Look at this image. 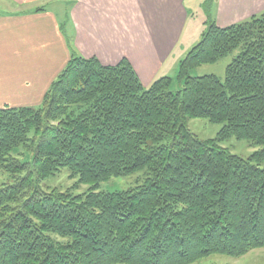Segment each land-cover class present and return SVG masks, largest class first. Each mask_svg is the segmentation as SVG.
<instances>
[{
	"label": "trees",
	"instance_id": "trees-1",
	"mask_svg": "<svg viewBox=\"0 0 264 264\" xmlns=\"http://www.w3.org/2000/svg\"><path fill=\"white\" fill-rule=\"evenodd\" d=\"M201 36L175 78L144 87L127 59L71 49L39 106H0V264H189L264 247V9L208 18ZM236 48L223 80L190 74ZM197 117L222 127L200 139ZM232 136L260 148L242 158L219 144ZM62 168L88 189L40 188ZM136 171L133 187L96 190Z\"/></svg>",
	"mask_w": 264,
	"mask_h": 264
},
{
	"label": "crops",
	"instance_id": "crops-1",
	"mask_svg": "<svg viewBox=\"0 0 264 264\" xmlns=\"http://www.w3.org/2000/svg\"><path fill=\"white\" fill-rule=\"evenodd\" d=\"M47 1L51 0H0V4L27 5L25 10L0 13L2 106L27 105L22 102L26 94L36 100L29 103L41 102L70 56L55 12L41 7ZM205 1L68 0L71 47L103 65L127 59L147 87L159 77L176 73L178 61L194 44L190 26L195 21L202 35L208 18L225 27L264 9V0H210L208 15ZM138 21L142 26L129 36L130 22Z\"/></svg>",
	"mask_w": 264,
	"mask_h": 264
},
{
	"label": "rangeland",
	"instance_id": "rangeland-1",
	"mask_svg": "<svg viewBox=\"0 0 264 264\" xmlns=\"http://www.w3.org/2000/svg\"><path fill=\"white\" fill-rule=\"evenodd\" d=\"M67 1L68 0H55L54 2H52L51 0L50 2L47 1L48 3L42 4L41 7L42 8L49 7L51 11L55 12L56 19L57 21L60 22V31L64 35V37H67V39L65 38V41L66 43L70 44V50L71 49L74 50L71 47L72 46L71 39L69 38L70 33H71L70 31L71 26L68 21L69 18H68ZM22 4H25V3H22ZM22 4H7V3L0 4V13L25 10L26 7L24 6H27V5H22ZM201 12L202 11H200V15H201ZM200 15L196 17L197 20L200 19ZM126 21L128 20H125V22ZM128 26L129 24L128 22H126V27ZM141 26L142 24L139 21L136 23L130 22V27L127 28L128 30H130L129 36H133L134 33L136 34V31ZM188 27L189 26H187V28ZM197 27L198 25L196 21L192 26H190V28L193 31L191 35V37L193 36L191 38V43H194V44H196L202 38V36L200 35L201 33L200 28L196 31ZM192 41H196V42H192ZM186 43H187V40H186ZM189 50H187V52ZM238 53H239V49L236 48L231 53L218 59L216 62L205 63V64H202V65H199L193 68L190 74L196 75V76L205 75V74H214L223 80L226 66L232 61V59ZM186 54L178 61L177 65H179L180 61L186 56ZM177 71H178V66L176 69V73L170 74V76L175 78L177 75ZM172 88L175 90L179 88V85L175 83ZM24 97L26 99L23 100L22 102L27 101L28 103H26L27 104L26 106L37 107L41 104V102H38V103L33 102V104L29 103L31 101H36V100L33 98H30V95L28 94H26ZM13 99L14 98H8L7 100H13ZM7 105L11 106V105H16V104H7ZM0 106H2V104H0ZM187 126L200 139H206V138L215 137L218 131L220 130V128L222 127V124L211 122L207 118H204V117H197V118L188 119ZM219 144L225 147L226 149H228L231 153L239 155L242 158H248L253 151L260 148L259 145H254L247 139H237L234 136L224 141L219 142ZM13 156L17 157L18 159L22 161L30 160V154L28 152H25L23 149H19L16 152H14ZM144 175L145 173L143 171H136L128 175L113 176L109 178L107 181L100 182L96 190L115 191V190L128 189L129 187H133L137 185L138 183H140ZM77 178L78 177L71 176L68 168H62L58 173L54 174L53 176H49L43 179L42 181H40L39 186L43 190L57 189L61 191H70L73 194H78V193H82L86 191L88 189L89 184H78ZM10 180L11 179L9 178L8 174L0 168V183L9 182ZM189 264H264V247H258V248L251 249L248 252L240 256H229L225 254H211L209 256H206L204 258H201Z\"/></svg>",
	"mask_w": 264,
	"mask_h": 264
}]
</instances>
